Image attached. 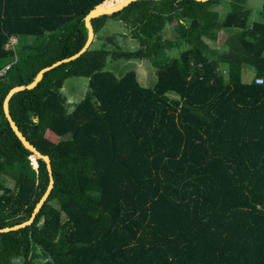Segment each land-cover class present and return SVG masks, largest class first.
Returning <instances> with one entry per match:
<instances>
[{
    "label": "trees",
    "instance_id": "1",
    "mask_svg": "<svg viewBox=\"0 0 264 264\" xmlns=\"http://www.w3.org/2000/svg\"><path fill=\"white\" fill-rule=\"evenodd\" d=\"M124 1L0 0V69L11 64L0 81V228L28 221L50 183L6 98L86 45L92 9ZM225 1L143 0L93 19L87 51L10 99L54 183L31 226L0 233V264H264V0L262 20L247 0L221 17ZM125 15L134 47L107 30ZM11 36L15 51L4 49ZM121 60L149 63L156 81L118 78ZM69 80L87 81L71 111Z\"/></svg>",
    "mask_w": 264,
    "mask_h": 264
},
{
    "label": "rangeland",
    "instance_id": "2",
    "mask_svg": "<svg viewBox=\"0 0 264 264\" xmlns=\"http://www.w3.org/2000/svg\"><path fill=\"white\" fill-rule=\"evenodd\" d=\"M262 2L263 0H247L248 8L251 11V20H262L260 16ZM217 10L219 11L221 17H225L226 14L229 11H231L230 0L225 1L220 7L217 8ZM130 26L131 25L128 22L127 15H125L124 18H121V20L110 19L107 22V30L110 33H117L119 35L118 41L121 45L125 44L128 47H132V46L134 47L136 46L134 42L122 36L123 34L126 35L128 33V29H130L129 28ZM165 36L167 38H173V34L170 26L166 27ZM227 37H228V33H222L219 42L216 44L212 43V45L215 48H221V46L223 45L222 43H224ZM177 54L178 52L176 51L170 53V55H174V56H176ZM111 69L117 70V72L119 73V75H117L116 73L118 78L124 76L125 73L128 71L136 70L138 73V78L140 83L146 88L150 87L152 83L156 81V75L154 73V69L147 62L121 60L119 61V63L112 64ZM121 71L123 72L121 73ZM251 79H252V72L250 70H243L242 82L247 84L251 81ZM86 91H87L86 80H69L65 83V86L61 91V94L65 98L66 106L68 107L69 111L72 110L75 104L79 103L83 99ZM51 139L54 141L57 140L56 138H51ZM6 185L12 186V183L8 181Z\"/></svg>",
    "mask_w": 264,
    "mask_h": 264
},
{
    "label": "water",
    "instance_id": "3",
    "mask_svg": "<svg viewBox=\"0 0 264 264\" xmlns=\"http://www.w3.org/2000/svg\"><path fill=\"white\" fill-rule=\"evenodd\" d=\"M109 1H112V0H109ZM139 1H143V0H125L124 2H121V3H118L117 5L111 7V8H106L103 4L102 5H99L97 6L95 9H92L88 15L86 16L85 18V24L88 28V31H89V36H88V40H87V43L85 46H83V48L75 53L74 55L70 56V57H67V58H64L62 60H59L55 63H53L52 65L48 66V67H45L43 68L39 73H38V76H37V79L36 81L29 85L28 87H19V88H15L13 89L8 97L6 98L5 100V103H4V113H5V116L12 128V130L15 132V134L17 135V137L19 138V140L21 141L22 145L24 146V148L27 150H30L32 153H33V156L35 158L39 157V158H42L45 163H46V166H47V171H48V174H49V178H50V183H49V186L47 188V191L45 192L43 198L41 199V201L37 204L31 218L22 223V224H18V225H15V226H12V227H6V228H0V233H6V232H10V231H17L19 229H22V228H25L27 226H31L37 215L39 214L41 208L43 207L44 203L47 201V199L49 198V196L51 195L52 193V188H53V177H52V167H51V161H50V157L49 155L47 154H44L43 152H41L37 147H35L26 137L25 135L20 131V129L18 128V126L16 125L14 119L12 118V116L10 115V112H9V102H10V99L18 92H23V91H26V90H34L38 84L42 81L44 75L46 72H48L49 70L57 67V66H60L62 64H65V63H68L70 61H73L75 59H77L79 56H81L85 51L88 50V48L91 46V44L93 43V40H95V37H96V30H95V26H93L92 24V20L93 19H96L100 16H104V15H111V14H114V13H117V12H120V11H123L125 8L127 7H130L132 6L133 4L139 2ZM159 1V0H157ZM197 2H207L209 0H195Z\"/></svg>",
    "mask_w": 264,
    "mask_h": 264
},
{
    "label": "built area",
    "instance_id": "4",
    "mask_svg": "<svg viewBox=\"0 0 264 264\" xmlns=\"http://www.w3.org/2000/svg\"><path fill=\"white\" fill-rule=\"evenodd\" d=\"M19 44V38L17 36H11L6 43L4 49L9 51H15L17 48V45ZM11 64L6 65L2 69H0V81L3 80L6 76L8 71L10 70ZM262 79H256L255 84H262ZM38 166V165H37Z\"/></svg>",
    "mask_w": 264,
    "mask_h": 264
},
{
    "label": "bare ground",
    "instance_id": "5",
    "mask_svg": "<svg viewBox=\"0 0 264 264\" xmlns=\"http://www.w3.org/2000/svg\"><path fill=\"white\" fill-rule=\"evenodd\" d=\"M106 8H108V7H106ZM33 158L36 159L34 156H33Z\"/></svg>",
    "mask_w": 264,
    "mask_h": 264
},
{
    "label": "clouds",
    "instance_id": "6",
    "mask_svg": "<svg viewBox=\"0 0 264 264\" xmlns=\"http://www.w3.org/2000/svg\"><path fill=\"white\" fill-rule=\"evenodd\" d=\"M19 38V37H18ZM20 41V40H19Z\"/></svg>",
    "mask_w": 264,
    "mask_h": 264
}]
</instances>
